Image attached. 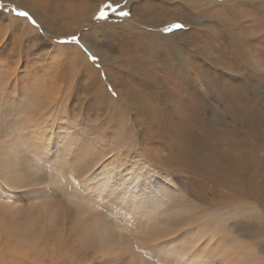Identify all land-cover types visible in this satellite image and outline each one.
Segmentation results:
<instances>
[{
  "label": "rangeland",
  "instance_id": "rangeland-1",
  "mask_svg": "<svg viewBox=\"0 0 264 264\" xmlns=\"http://www.w3.org/2000/svg\"><path fill=\"white\" fill-rule=\"evenodd\" d=\"M24 1L35 25L20 0H0V148L32 138L11 153L30 186L0 181V264H153L142 240L162 233L155 244L177 252L224 236L262 259L264 0H58L76 17L56 23ZM133 13L171 21L150 28ZM115 26H135L140 42ZM42 128L72 136L44 142Z\"/></svg>",
  "mask_w": 264,
  "mask_h": 264
},
{
  "label": "bare ground",
  "instance_id": "bare-ground-1",
  "mask_svg": "<svg viewBox=\"0 0 264 264\" xmlns=\"http://www.w3.org/2000/svg\"><path fill=\"white\" fill-rule=\"evenodd\" d=\"M47 1L49 0H43V1H40L39 0V3L41 6H43L44 8H46V10L48 11H51L53 12L52 13V22L53 23H56V21H61V20H64V19H68L70 17L71 20H75L74 17H76V12L74 11L73 8H67V9H63L61 8V3L60 1H54V2H50L48 3ZM68 1V0H67ZM83 3H84V6L83 9L86 10L88 8H90V5L92 2V0H82ZM97 1V0H96ZM20 5L26 9L27 12H32L33 14L36 12L37 8L38 7H35L33 6V3H26L24 0H20ZM92 5L93 7H95V3L92 2ZM143 5V4H142ZM146 5V4H145ZM34 7L36 9H34ZM151 7V6H150ZM173 7V6H172ZM154 8V7H153ZM152 8V9H153ZM160 8V7H159ZM170 8V7H169ZM94 9V8H93ZM148 9V8H147ZM157 9V8H156ZM155 9V10H156ZM172 9V8H171ZM151 10V9H150ZM164 10V9H163ZM143 12V11H142ZM141 12V13H142ZM145 12V11H144ZM152 12V11H151ZM171 12V11H169ZM157 13V12H156ZM47 14H49V12H47ZM46 14V15H47ZM146 14V13H145ZM79 15V14H78ZM44 16V15H43ZM45 17V16H44ZM185 16L183 17H175V18H172V19H183L185 21H187L186 17L184 18ZM131 20H137L139 21L141 24H149L148 26H150V28H157V27H160V26H163L164 24H167L169 23L171 20L169 21H163V22H160V23H154V19L150 16L148 17H141L139 15H136V14H132V18H130ZM55 21V22H54ZM173 21V20H172ZM13 22H17V19L16 20H13ZM58 24V23H57ZM155 26H153V25ZM114 25V24H113ZM117 27V26H115ZM56 29V28H55ZM112 29V27H111ZM136 27L135 26H131L130 28H124V27H117L115 29L116 32H119L121 34V37H124V38H127V39H130L131 41L133 40L134 43L136 44V41L137 43L140 42L139 40H137L135 37H134V34L136 33ZM162 29V28H161ZM45 31V30H44ZM168 36V37H167ZM165 37H167V39L169 38H173L172 34H168L166 35ZM138 38V37H137ZM84 44V43H83ZM149 44V43H148ZM140 45V44H139ZM131 50V49H130ZM125 51V50H124ZM123 52V51H122ZM129 52V51H128ZM146 54V53H145ZM144 54V55H145ZM124 56V55H123ZM135 58V57H133ZM137 58V57H136ZM125 59H127L129 62L131 60L130 56H125ZM148 59L149 58H146L145 60H141L142 62L144 61V63L147 65L153 63V62H149L148 63ZM86 60V59H85ZM126 60V61H127ZM133 63H134V67L132 68V71L133 73L132 74H138L141 73L143 74V69L140 68V66L138 65V63L136 61H134V59H132ZM131 61V62H132ZM102 62V61H101ZM104 62V60H103ZM113 64V62H111ZM132 63V64H133ZM144 64V65H145ZM85 68L88 69L92 75H94V70L91 66V64L89 62H85ZM141 65V64H140ZM131 67V66H130ZM126 69V67H125ZM142 69V70H141ZM106 70V69H105ZM128 71V70H127ZM96 72V70H95ZM131 73V72H130ZM124 74V73H123ZM125 75V74H124ZM141 100V99H140ZM142 101V100H141ZM41 115V114H40ZM33 116H36V120L33 121V123H35L36 121H39L40 119H42V116H38L36 115L35 113L33 114ZM20 119V118H19ZM17 120V119H16ZM21 120V119H20ZM44 125V124H43ZM34 126V125H32ZM20 127V126H19ZM40 128V127H39ZM41 129V128H40ZM39 129V133L42 134V138L44 139L43 141L46 142L48 140H52V138L54 140H58V139H66L67 137H71L72 135L70 134V132H65L63 135L62 134H55V136L52 137V135H49L50 132H46L44 129L46 128H42L43 131H41ZM74 134V133H73ZM75 136L78 137V134L75 133L74 134ZM82 137V136H81ZM32 139L31 136L28 137V136H24V134H19L16 138V140H14L13 142L9 143L8 142V145H6V147L4 148H0V181L2 182L3 185H5L6 187H11V186H19L18 184L20 183H24V187H27V186H30L31 184V181L28 180V178L26 176H21L19 174H17V167L18 166V163L17 161H15L17 158H15L14 156L11 157V153H13V151L15 150L14 148V144L21 142L24 140H29ZM41 138V139H42ZM80 139V138H79ZM67 140V139H66ZM78 141V138L77 140ZM91 141V140H90ZM201 143L199 144V149L201 148V146L204 145V147L206 148L207 145H205L203 139H200ZM36 142V141H35ZM50 142V141H49ZM54 142V141H53ZM52 142V143H53ZM84 142V141H83ZM29 143V142H28ZM40 143V142H39ZM91 143V142H90ZM84 144V143H83ZM86 145V144H85ZM198 145V143H197ZM33 146V145H31ZM36 147V146H35ZM55 147V146H54ZM197 147V148H198ZM57 149V148H56ZM99 149V148H98ZM63 148H61L60 150H58V152H63ZM94 150V151H93ZM75 151V150H74ZM87 152H89L90 154L93 153V155H96V160H100V158L102 157V153L100 154V152H97V148H95L93 146L92 150L91 149H86ZM15 154L16 156V153H13ZM78 154V153H77ZM85 156V155H84ZM100 156V157H99ZM59 157H62V156H59ZM87 158V157H86ZM64 159V158H62ZM85 159V157H84ZM18 160V159H17ZM99 162V161H98ZM115 162V161H114ZM113 161H109V164L108 165H103L105 166L106 169H110L112 168V165H113ZM28 168V167H27ZM228 168V167H227ZM52 169V168H51ZM225 169V167H224ZM240 169V168H239ZM121 171V170H119ZM137 173V172H136ZM27 174V173H26ZM33 174V173H32ZM54 174L55 173V168H54ZM23 175V174H22ZM55 176V175H54ZM144 177L146 178H152V180H150L151 183H149L148 185H153V186H157V183L158 184H161V186L159 187L160 190H168L170 192L171 189H169L168 187H166V185L164 183H162V181L159 179V178H156L155 176H153L152 174H149L148 172H145L144 173ZM40 178V177H39ZM38 178V179H39ZM42 178V177H41ZM56 178V177H55ZM30 179V177H29ZM37 179V178H36ZM43 182V181H42ZM38 183V182H37ZM155 183V184H153ZM41 184V183H40ZM23 186V185H22ZM35 186V185H34ZM149 186V187H150ZM23 187V188H24ZM147 187V186H146ZM22 188V187H21ZM38 188V187H37ZM144 189V188H143ZM11 191V190H10ZM145 191V190H144ZM162 193V192H161ZM133 194V193H132ZM130 195V194H128ZM152 195V194H151ZM172 196L173 195H168V199L169 197L171 198L172 200ZM154 197L155 195L151 196V202L154 201ZM144 199V198H143ZM176 199V198H175ZM174 200V198H173ZM144 201V200H143ZM155 202V201H154ZM153 202V203H154ZM172 202V201H171ZM149 204V203H148ZM172 204V203H171ZM249 205H252V204H249ZM151 206V205H149ZM171 210V206L166 210V211H170ZM177 214V213H175ZM174 214V215H175ZM184 221V220H183ZM105 226V225H104ZM102 230V229H101ZM99 229V231H101ZM106 230V229H105ZM158 233V232H156ZM156 233H152V234H156ZM162 233V232H160ZM159 233V234H160ZM111 235V234H110ZM109 235V236H110ZM161 235H164V237L166 236L165 234H161ZM160 235V236H161ZM105 236V235H104ZM160 236H150L148 237V240L149 242H151V244H148V242H145V240H142V242H144V244H146L145 246H147V248L151 247L150 250L152 251V255H153V258L156 259L155 262H159L160 264H196L195 262H193V260L191 259L193 256H197L199 255L200 257H203L204 255L208 254L209 255V258L207 260H204L202 263L200 264H264V257H262V259L259 257L258 253H256V248L253 246L252 244V247L254 248H251V246H246L242 248V244L239 245V244H234L232 243L228 237H221L219 238L217 241L215 240L214 243H212L209 238H207L206 242H204L203 245L201 246H198L197 247H194L193 245H187V244H184L185 247H179L178 246V252H177V247L176 248H172L170 249L169 247L166 246V243L164 245H161V244H155L156 240L158 241V239H161ZM183 236V235H182ZM181 236V237H182ZM106 237V236H105ZM118 237V236H117ZM213 237V236H211ZM108 238V237H106ZM114 238V236H113ZM119 239V238H118ZM180 239V238H179ZM101 240V239H100ZM175 241L179 242L178 240L175 239ZM174 242H170V244L172 243L174 245ZM162 242V241H160ZM166 242V241H165ZM176 242V243H177ZM143 245V244H142ZM156 245V246H155ZM172 245V246H173ZM245 245V244H244ZM175 247V246H174ZM204 247V248H203ZM175 249V250H174ZM174 251H176V253H174ZM193 252V254H192ZM152 255L150 257H152ZM263 255V254H262ZM201 262V259H199ZM153 263V264H154Z\"/></svg>",
  "mask_w": 264,
  "mask_h": 264
},
{
  "label": "snow or ice",
  "instance_id": "snow-or-ice-1",
  "mask_svg": "<svg viewBox=\"0 0 264 264\" xmlns=\"http://www.w3.org/2000/svg\"><path fill=\"white\" fill-rule=\"evenodd\" d=\"M106 7L112 9L114 12H117V15L120 16V17H125V16L130 15V12H120V11H117V9L119 7L118 5L116 6V8H113V6L111 4L106 5ZM16 14L18 16H20V17L26 18L30 23H32L33 25H35L36 21L33 19V17L30 15L29 12H27V11H18ZM94 19H107V14L103 10H101V11H99L96 14V16L94 17ZM181 27H182V25H179V24H173V25H171V29H177V28H181ZM163 31L164 32H168V31H170V29L169 28H164ZM71 39L72 40H76L77 37H72ZM90 59L93 60V61H95L97 58L96 57H90ZM101 75H103V74H101Z\"/></svg>",
  "mask_w": 264,
  "mask_h": 264
}]
</instances>
